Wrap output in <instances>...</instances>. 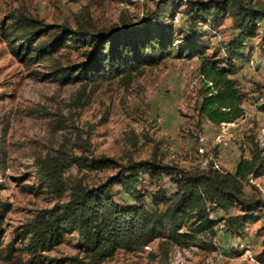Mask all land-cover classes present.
<instances>
[{
    "label": "rangeland",
    "instance_id": "obj_1",
    "mask_svg": "<svg viewBox=\"0 0 264 264\" xmlns=\"http://www.w3.org/2000/svg\"><path fill=\"white\" fill-rule=\"evenodd\" d=\"M185 4L186 0L137 4L126 0H0V23L10 15L23 13L50 27L67 25L74 30L77 23L92 20L102 29L119 24L123 17L139 23L147 15L162 13L178 15L174 27L184 31L189 26ZM252 5L264 10V0H252ZM220 29L221 40L206 32L209 55L238 34L231 17ZM14 44L2 35L0 27V198L9 209L4 222L5 258L0 264H31L30 257L21 251L22 242L15 244L18 252L12 257L7 246L38 211L69 200L70 190L59 196L41 187L37 176L40 159L87 156L126 165L130 160L156 158L188 172L207 169L211 164L221 171L234 172L241 159H251V138L264 149V21L256 37L245 41L243 58L236 61L239 71L233 79L245 95V116L221 126L199 114L205 89L199 59H168L132 77L64 86L51 75L53 60L31 64L15 54ZM56 59L72 66L82 60V52L66 48ZM115 173L73 166L64 178L70 185L82 181L94 187ZM142 177L141 189L149 208V193L159 187L168 193L175 190L170 177L159 182L146 174ZM253 184L245 188L246 197L264 202V176ZM113 196L121 204L133 203L120 186L113 188ZM262 212L263 218L249 224L241 238L229 236L221 224L215 239L203 236L197 247L183 249L156 240L136 250H119L101 264H264ZM241 213L240 206L235 205L231 211L219 210L212 217ZM241 244L253 248L254 259L245 257L239 250ZM43 255L47 257L45 264L93 262L92 254L79 246L77 234L68 235L62 245Z\"/></svg>",
    "mask_w": 264,
    "mask_h": 264
},
{
    "label": "trees",
    "instance_id": "obj_2",
    "mask_svg": "<svg viewBox=\"0 0 264 264\" xmlns=\"http://www.w3.org/2000/svg\"><path fill=\"white\" fill-rule=\"evenodd\" d=\"M185 5L189 26L184 31H176L174 23L165 21L162 13L147 15L139 23L123 17L119 24L102 29L88 20L77 23L74 30L67 25L50 27L16 13L3 20L0 27L2 35L15 43L13 50L21 59L31 64L53 60L51 75L64 86L132 77L168 59H199L200 75L213 84L212 88L204 84L200 116L215 126L233 124L245 116V95L233 79L239 71L236 61L243 58L245 41L256 37L264 10L253 6L252 0H186ZM227 17L233 19L238 34L209 55L207 33L201 27L219 29ZM179 36L184 38L180 40ZM44 37L50 39L42 40ZM66 48L81 50L82 60L72 66L62 65L56 56ZM250 141L251 159H241L234 172L221 171L213 164L188 172L156 158L130 160L126 165L87 156L40 159L37 176L41 187L59 196L70 190L69 200L38 211L18 229L7 246L8 256L18 252L15 244L22 242L21 251L30 257L31 264H45L43 253L62 245L72 234H77L79 246L92 254L89 264H101L119 250H136L156 240L183 249L197 247L203 236L215 239L221 224L229 236L244 237L246 227L261 220L264 211L262 200H248L245 194L247 186L253 187V181L264 176V149L254 138ZM73 166L116 173L94 187L82 181L70 185L64 174ZM143 174L154 182L170 177L175 190L168 193L159 187L149 193V208L141 189ZM115 186L122 187L133 203L117 202ZM235 205L240 206L241 214L212 217L219 210L231 211ZM8 211L0 198V260L5 258L4 222ZM76 264L84 263L76 260Z\"/></svg>",
    "mask_w": 264,
    "mask_h": 264
},
{
    "label": "built area",
    "instance_id": "obj_3",
    "mask_svg": "<svg viewBox=\"0 0 264 264\" xmlns=\"http://www.w3.org/2000/svg\"><path fill=\"white\" fill-rule=\"evenodd\" d=\"M127 2L131 3V4H137V3H144L146 0H126ZM163 19L165 21L168 22H172V23H176L179 21V17L178 15L174 16L173 18L171 17V15H167V14H163ZM201 29L205 32L210 33L214 38H217L219 40H221L222 38V32L221 29H213L210 27V25H204L201 27ZM200 78L202 79L203 83L208 87V88H212L213 84L211 82H209L208 80L205 79L204 76H200ZM222 125H230V124H222ZM217 167V166H216ZM221 228L223 229V226L221 225ZM239 250L244 252V255L246 258L249 259H254V250L250 245H243L241 244L239 246Z\"/></svg>",
    "mask_w": 264,
    "mask_h": 264
}]
</instances>
